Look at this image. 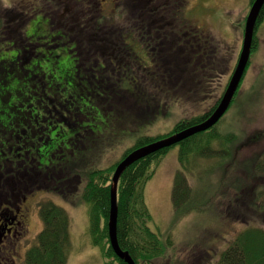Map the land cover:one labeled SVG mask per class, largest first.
Segmentation results:
<instances>
[{
  "label": "rangeland",
  "instance_id": "1",
  "mask_svg": "<svg viewBox=\"0 0 264 264\" xmlns=\"http://www.w3.org/2000/svg\"><path fill=\"white\" fill-rule=\"evenodd\" d=\"M91 1V5L87 6V3L81 5L86 0H0V35H4L5 38L0 40L5 49L0 50L1 58L6 61L14 59L12 51L23 46L22 41L27 32L35 36L33 42L40 44L36 49L37 54L33 53L35 50H32V58L38 56L37 59H40L45 42L49 41L52 36V46L56 51L59 50L62 53L60 50L64 51L63 48L74 47L79 52L78 54L83 53L84 57L93 55V51L98 49V44L94 43L92 50L88 42L97 35V30L108 34L118 31V25L121 27L124 25L128 7H122L121 9L127 10L118 13L114 10L117 9L115 4L118 0ZM180 2L184 4L180 18L184 24V31L190 32L191 35H198L204 38L203 40H210L211 45L216 46L218 54H222L213 86L200 91L199 95L193 94L195 98L187 99L185 96L189 94L180 90L181 81L178 83L177 76L162 75L159 79H154L155 83L151 92L145 96L147 101L144 111L148 116L156 111L157 116L144 124H139L140 121L133 117L135 115L131 109L134 107L133 104H138L135 95L138 97L142 94L137 91L138 88L133 90L119 87L104 90V92L107 91L104 96L110 97H108V103L105 100L103 105L106 108L109 107L108 109L115 114V119L112 115L102 114L96 107L97 113H94L93 117L104 121L101 126L108 134L105 137L107 140L104 139L101 143L103 152H100L102 154L95 153L93 157H89L91 167L94 165L98 169H110L124 160L128 151L134 148L141 138L166 135L180 122L202 117L214 107L221 89L224 85L227 86L242 52L246 23L254 0H180ZM129 16L134 18L132 14ZM48 19H50L49 23ZM81 21L87 22L89 26L84 32L79 31V27L76 26L82 23ZM6 43L11 45L5 46ZM128 43L125 44L121 40L118 46L114 47L118 50V47L123 46L129 51L134 46L130 40ZM252 46L254 50L251 62L240 91L232 108L216 127L217 134H235L238 138L235 145L230 147L229 159L220 160L219 152H215L216 154L212 155L214 157H201L196 162L183 165L180 161L182 146L177 145L154 165L156 169L153 167V176L147 182L145 192L146 203L153 217L149 226L154 232L160 234L162 241L164 240L163 256L154 264H171L172 262L175 264H221L223 253L233 245L238 235L249 228L264 230V206L256 204L248 209L240 204L251 202L253 195L250 194L255 192L251 191V188L257 189L264 185V178L247 182L245 174L248 167L252 166L249 163L251 159L254 161V159L264 157V13L258 18ZM184 50V55L195 54L190 45H185ZM97 58L102 59L98 54L97 57L90 58L88 64L94 63ZM71 65L69 57L65 56L61 58L59 64L54 66L59 68L64 66L68 73ZM227 67L231 69L227 70ZM62 74L57 71L54 77H61ZM184 77L188 76L184 75ZM29 78L30 76L24 75L23 81H20L23 89L29 90L34 87L30 86ZM161 84H169V88L160 86L162 90L164 89V97L154 99V95L159 92L158 89H161L157 85ZM72 85L70 84V89ZM122 92L127 93H123V98L120 99ZM32 95L29 93V96ZM114 99L117 100L114 101ZM23 101L25 104L28 102L29 109H34L35 105H31L29 101ZM157 101H160L159 108L155 110L148 108L150 104ZM128 107L130 109L127 110ZM127 114L128 116L122 117ZM21 123L23 127H20V123L12 127L15 131H11L15 138L13 142L9 137L12 144L19 140L15 134H18L20 130L19 137L22 139V145L34 146L43 141L41 134H33L38 125L33 129L30 126L32 123L23 122V118ZM41 124L46 125L43 122ZM101 130L98 128V131ZM256 133H261V138L255 142H249V138ZM26 138H31L32 141L26 143L24 141ZM242 144L241 150L236 152L237 146ZM219 148V142H214L213 150L221 151ZM16 150L18 153L22 152L18 148ZM33 159L34 157L21 160L31 162L29 164L30 173H33L31 169L37 161ZM223 161L224 163L219 165ZM180 172L186 175L194 207L190 212L184 208L188 213L182 219L176 220L173 192L176 176ZM244 178L246 192L244 196L236 197L234 194L237 192L236 188L240 187ZM12 182L14 184V180ZM46 184L51 188L49 182ZM34 185L35 187L30 186L21 193L27 195L21 205L22 210L28 214L24 216L26 218L23 217L28 234L12 237L13 243L16 244L15 251L10 253L7 264H29L26 249L35 245L38 234L44 228L39 208L40 204L46 200H53L65 208L71 217L72 245L67 264H104L107 260L100 249L92 244L89 207L81 204L78 194H73L74 197H62L49 191L50 189L42 183ZM15 187L17 189L18 184ZM17 191L19 193V190ZM15 198L20 201L19 195ZM17 204L19 205L18 202ZM238 212L243 213L244 217L236 215Z\"/></svg>",
  "mask_w": 264,
  "mask_h": 264
},
{
  "label": "trees",
  "instance_id": "2",
  "mask_svg": "<svg viewBox=\"0 0 264 264\" xmlns=\"http://www.w3.org/2000/svg\"><path fill=\"white\" fill-rule=\"evenodd\" d=\"M263 13L264 8L262 10V14ZM4 39V35H0V40ZM10 45L11 44L8 43L5 44V46ZM1 49H4V44L2 43H0V50ZM1 57L2 56H0V163H2V159L4 161L7 160L9 167L8 170H6L7 173L11 176L14 174L16 176L22 172V169L17 167L19 164H31L30 161L21 160L34 157L35 161H41V163L46 166H41L42 168L37 169L34 168L35 172L39 174V176L35 177L38 184L42 183V185L49 188L46 184L49 182L51 184L49 191L55 192L62 197H74L73 194H78L79 201L82 202L81 204H86L89 207L92 244L100 249L104 258L107 260L104 264H127L114 253L110 245L108 229L111 209V176L114 174L119 163L110 169L102 170L94 167V165L91 167L89 161V157H93V154H102L103 146H101V143L108 134L101 126L104 121L96 120V118L93 117L94 113H97L95 110L97 106L95 104H88L86 105L87 108L82 105H77L74 109L68 108L73 114H69L67 120L53 119L50 113H46L44 117L46 125L44 126H48L49 123H52L50 124L51 129L57 128L56 135L52 136L50 134H45L47 136H42L43 141L39 143V147L37 144L35 151L30 148V154H26L27 152L19 154L16 148H19L23 143L21 141L22 139L19 137L21 130L18 134H15V137L17 136L19 140L15 144H12L15 140L13 136L14 133H11V131L15 132L12 127L14 124L18 125L19 123L21 127L23 124L21 120L23 118V122L28 121L32 123L30 126L34 129L36 125H38L36 122L37 117L33 114V110L29 109L28 102L26 104L22 102L23 100L29 101L27 99H29L28 95L31 92V88L29 91L23 89L21 86L22 83L20 81H23L24 73L17 59L14 58L6 61ZM62 68L65 69L64 67ZM33 84H36V82L30 81L31 87ZM140 90L138 89L137 91L142 94L138 97L135 95L138 104H133L134 107L131 109L135 115L133 117L140 121L139 124H144L157 115L156 111L150 116L145 113L144 107L147 101L145 96H147L148 92L144 89ZM106 92L107 91L104 92V95ZM123 93L127 92H122L120 99L123 98ZM163 94L164 90H159L153 98L160 99L164 97ZM97 95H99L97 102L99 103L98 108L101 113L115 117V114L108 109L109 107L106 108L103 105L105 100L108 103V97L110 96L102 97V94ZM116 100L117 99H114V101ZM20 104H22V106ZM122 107L124 108V106ZM157 107H160V101L150 104L148 108H154L155 110ZM128 109H130V107H128L127 110ZM213 110L214 108L210 109V111L205 113L202 117L194 118L191 121L180 122L169 134L141 138L137 145L128 151V154L135 149L150 145L160 139L181 132L190 126L201 123ZM125 116H128V114L122 117ZM218 124L209 131L188 138L180 143L182 146L180 161L183 165L196 162V160L201 157L209 158L215 152H219L218 156L220 160L226 161L229 159L231 155L230 147L235 145L238 138L235 134H217L216 127ZM95 127H97V130H95ZM98 128L102 130L98 131ZM66 133H68V135H66ZM9 137L12 138V142ZM259 138H261V133H256L253 137L249 138V142H255ZM24 141L27 143L31 142L32 139L26 138ZM214 142H219V150L221 151L213 150ZM243 144L237 146L236 152L241 150ZM168 151L169 148L162 149L155 154L135 162L125 170L119 181V243L123 250L131 254L137 264H154L164 253V240L162 241L160 234L154 232L149 226L153 217L146 203L145 189L147 182H149L153 176L155 169L154 165L159 163L161 158H163ZM223 163L224 161L219 165ZM249 163L252 164V166L248 167L247 173L245 172L247 182L249 180L253 181L255 179L264 178V157L257 160L254 159V161L251 159ZM35 164L38 166L37 161ZM11 168H13V170ZM244 180L245 178L242 179L240 187L236 188L237 192L234 193L236 197H242L244 196V192H246L247 188H244ZM190 189L186 175L180 172L176 176L173 192V206L175 208L176 220L182 219L184 215L188 213L184 208L188 209L189 212L193 210L194 204L192 202L193 198L191 197ZM252 190L255 192L250 194L251 196L253 195L250 199L251 202L240 203L241 206L244 205L248 207V209L252 208V206H256V204L264 206V185L257 189L251 188V191ZM39 213L44 223V229L37 236L35 245L28 252V263L67 264L72 245L71 217L69 213L65 208L52 200L42 202L40 204ZM236 215L244 217L243 213L240 214V212ZM171 264H175V262ZM221 264H264V230L249 228L238 235L233 245L223 253Z\"/></svg>",
  "mask_w": 264,
  "mask_h": 264
},
{
  "label": "flooded vegetation",
  "instance_id": "3",
  "mask_svg": "<svg viewBox=\"0 0 264 264\" xmlns=\"http://www.w3.org/2000/svg\"><path fill=\"white\" fill-rule=\"evenodd\" d=\"M84 3H87L88 6L92 1L86 0L81 5ZM183 5L180 0H118L115 4L117 9H114L116 12L122 13L127 9L121 8L128 7L124 25L122 27L118 25V31H112L110 34L97 30V35L91 38L88 46L93 50V44L96 43L98 49L93 51V55L87 57H84L83 53L78 54L79 52L74 47L63 48L64 51L60 50L62 53L59 50L56 51L52 46V36L49 41L45 42L40 59H37L38 56L32 58V50H35L33 53H36L40 44L33 42L35 36L27 32L22 41V43L24 42L23 46L13 50L12 58L17 59L24 75L30 76V81L36 82L32 85V87L34 86L31 89L32 93L30 92L33 95H28L31 105H35L33 114L37 117L36 122L39 125L37 128L35 127L33 134H41L44 137L47 136L45 134L56 135L57 128L52 130L50 126L52 123H49L48 126L41 124V122L46 123L44 119L46 113H50L53 119L67 120L69 114H73L68 108L74 109L77 105L87 108L86 103L99 107L97 102L99 95L97 94H102L104 97V90L119 87L133 90L138 88L150 93L155 83L154 79H159L162 75L177 76L178 83L181 81L180 90L189 94L187 97L185 96L187 99H193L195 98L192 96L193 94L197 95L200 91L213 86L222 54H218L216 46L211 45L210 40H203L204 38L198 35H191L190 32L184 31V24L180 19ZM129 14H132L134 18H131ZM92 16L94 17V15ZM49 22L50 19H48ZM81 22L76 26L79 27V31L84 32L89 26L87 22ZM121 40L125 44H129L128 40H130L134 47L129 51L123 46L118 47L117 50L114 46H118ZM185 45H190L195 54L184 55ZM58 46L61 47L60 44ZM98 54L102 59L97 58V61L88 64L90 58L97 57ZM65 56H68L72 62L71 70L68 73H66V69L62 68L64 66L60 68L54 66L59 64L61 58ZM230 69L227 67V70ZM57 71L63 73L61 77H54ZM183 74L188 77H184ZM68 75L71 76L68 77ZM178 76L181 77V80ZM70 84H73L71 89L69 88ZM158 86L169 88V84ZM225 86L216 98L214 107L220 103L226 89ZM162 87L158 90H162ZM39 146L40 144H38ZM30 148L35 151L37 145H21L18 149L22 151L21 153L30 154ZM1 161L0 264H7L10 253L15 251L16 244L13 243L12 237L27 236L28 234L24 220L26 218L24 216L28 214L22 210L21 205L27 195L21 193L30 186L35 187L34 184H38L35 177L39 174L35 172L34 168H42L41 166L44 165L37 160L38 166L35 165L31 169L33 173H30L29 165L20 164L17 167L20 166L22 172L16 176L14 174L13 179H10L6 171L9 168L8 162L3 159ZM13 180L14 184H12ZM16 184H18L17 189ZM18 195L20 201L15 198ZM17 202L19 205H16ZM28 250L26 249V252Z\"/></svg>",
  "mask_w": 264,
  "mask_h": 264
},
{
  "label": "water",
  "instance_id": "4",
  "mask_svg": "<svg viewBox=\"0 0 264 264\" xmlns=\"http://www.w3.org/2000/svg\"><path fill=\"white\" fill-rule=\"evenodd\" d=\"M263 7H264V0H255V2L253 3V6L250 10L246 23L243 49L241 52L238 65L229 83V86L223 96V99L221 100L216 110L205 121H203L200 124L189 127L188 129L176 135H173L171 137H168L166 139L160 140L156 143H153L151 145L133 151L128 157H126L118 165L112 181L111 209H110L108 228H109V238L112 248L114 249L117 256L121 258L123 261H125L127 264H136V262L129 252L124 251L120 247L119 239H118V218H119L118 185L122 174L129 166H131L135 162L151 154H154L161 149L171 147L190 137H193L194 135L208 131L222 119V117L227 113L230 105L232 104L235 94L239 89L243 76L248 67L252 52L255 28Z\"/></svg>",
  "mask_w": 264,
  "mask_h": 264
}]
</instances>
